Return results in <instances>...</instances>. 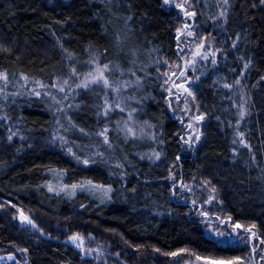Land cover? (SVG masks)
<instances>
[{"label": "trees", "instance_id": "16d2710c", "mask_svg": "<svg viewBox=\"0 0 264 264\" xmlns=\"http://www.w3.org/2000/svg\"><path fill=\"white\" fill-rule=\"evenodd\" d=\"M190 1L216 63L210 56L190 71L194 104L204 119L201 139L186 151V129L170 109L159 65L180 57L183 17L177 10L164 0H0V73L10 83L24 76L77 83L83 77L72 76V68L86 73L95 58L118 68L117 82L132 85L121 92L124 111L110 109L107 116L106 90L76 89L69 112L74 129L66 143L54 141L65 135L48 99L0 91V253L20 250L28 264L251 258L250 244H221L207 236L200 209L174 187L176 179L208 182L220 211L234 224H255L264 240V4L228 0L221 23L205 0ZM129 112L156 135L129 133L122 123ZM105 128L108 146L99 148ZM151 149L158 158L146 155ZM52 168L65 170L68 184L90 179L111 186L112 199L98 205L86 193L67 198L50 192L45 183ZM20 210L35 226L18 220ZM74 234L102 255H84L67 241ZM168 253L186 256L176 263Z\"/></svg>", "mask_w": 264, "mask_h": 264}, {"label": "rangeland", "instance_id": "374dc122", "mask_svg": "<svg viewBox=\"0 0 264 264\" xmlns=\"http://www.w3.org/2000/svg\"><path fill=\"white\" fill-rule=\"evenodd\" d=\"M168 8L177 10L180 15L183 17V20L178 22V29H183L185 24L190 25V27L185 30L184 35H180V38L177 39L178 45H179V53L180 57L179 60L176 63H173L172 65L165 66L166 64L163 62H160L161 66H163L161 69V76L163 75V83L166 87L167 97H168V103L170 105V109L173 113V115L176 118H179L181 123L186 129V134L182 136L183 145L186 151L192 150L199 142V140L202 137V126H203V119L200 121H197L195 119L196 116L203 115L201 114L197 106L194 104L195 99H193V96H190L187 94V92H184L181 88L173 87V82L176 84H184L185 87L189 88L192 93L194 94V88L191 85L192 77L190 71L194 72L193 69L197 66H205L207 61L209 60H202L200 57L194 56V51L197 48V45L199 43L204 44V48L201 49V53H211L213 51V47L210 43H206L207 38L203 35H201L198 31L197 23L195 22L196 15L195 16H186L185 10L190 12H195L192 7L190 0H169V3H165ZM183 5V9L176 7V5ZM205 5L208 10H210L213 7V12H209V15L213 18V20H218V22L221 20V23L223 22V18L226 16H220L221 11H224L227 13L228 10V3L224 4V0H205ZM196 26V27H195ZM177 29V35H179ZM187 31H192L195 36L194 37H188ZM206 38V39H203ZM180 49H183L181 51ZM152 52V50H151ZM211 55H209L210 58ZM208 58V59H209ZM193 60H195V63H191ZM176 65H180V68H177ZM181 70H185L186 75L185 77H179V72ZM172 72H176V76H171ZM87 73V72H86ZM168 75H165V74ZM194 74V73H193ZM168 80V83H165L164 81ZM0 87H2L3 91L7 92L10 95L14 96H22V95H33L38 96L41 98H46L50 101V103L54 107L55 111L59 114V116L62 119V126L61 129L63 130V133L65 136L60 137V135H54V141H60L66 143V139L70 134V131H73L74 127L71 123L70 119V101L71 98H74L76 83H69L68 85H64L65 91L60 92L58 87H52L53 84H56L55 82L52 84H46L44 82L41 83V81H35V80H21V81H14L10 83L7 81L0 80ZM39 82V83H38ZM79 82V81H78ZM41 84L44 85V87H41ZM63 84V83H62ZM61 84V85H62ZM170 89V91H169ZM122 92V91H121ZM36 93H39L37 95ZM107 96H108V104H111L113 106L112 109H120L115 108V103L119 101L120 107H125V99L120 94H116L111 92L110 90H106ZM196 98V95H194ZM197 101V100H196ZM124 125L127 128H131L132 130L135 129L134 132L137 131V137L138 138H149L151 135H156L153 131V128L150 126L145 125H138L136 122V119L132 116L131 119H129V116L127 120L122 121ZM152 132V133H151ZM199 137V139H197ZM108 146V143H105L102 139L99 148ZM157 150V148H155ZM156 150L151 149L146 151V155L150 157H156L157 153ZM113 163L117 164V161L114 160ZM50 178L45 183L46 188L49 190V186L53 189V191H50L52 193L56 194H62L63 196L67 198H73L79 193H86L93 200H97L101 203L109 202L111 195L113 193V188L109 185H104L101 183L94 182L90 179H83L77 183L74 184H68L65 181V172L63 170H60L58 168H53L49 172ZM172 179H176L172 177ZM90 182V183H89ZM72 185H77L75 189L72 188ZM208 182L195 185L189 182L181 183V181L177 180L175 181V187L174 190H176L178 187L181 188L180 192L178 193H188V197L190 198V202L193 205V208H199L200 209V217L202 219L203 228L205 231V234L211 238H214L216 241H218L221 244H250L251 247V258L250 259H243V264H264V259L261 257L264 256V244L260 243V240H262L258 234L256 237H253L249 240V234L244 231V228H237L233 229L230 227L231 224H234L232 221L228 220L227 214L223 212V210L220 211L221 206L215 192L212 191L209 187ZM110 189V191H109ZM204 198V201L199 202V198ZM195 201V203H193ZM205 205V206H204ZM204 207V208H203ZM219 207V209H218ZM204 213H207V215H204ZM22 215L29 217V214L24 212L23 210H20L18 213V220L23 224H28L26 222L22 221ZM219 217V219H217ZM35 225V224H34ZM244 227H248L251 225H243ZM256 229L254 228L253 231ZM224 231L226 234H230L227 236V239L218 237L216 235L217 232ZM237 233L240 235L237 237ZM79 235L81 239L73 242L71 240V237ZM67 241L70 244H73L76 248L81 249L84 255H92L94 257H99L102 255L101 252L97 251L95 254L92 252L95 251L94 249L88 248L87 240L80 234H74L72 235ZM79 245V247L77 246ZM256 248L255 251H253V248ZM20 255H18L16 252H10V253H0V264H28V260L24 254H22V251H18ZM13 257V259H9V257ZM182 256H186L184 254H180L178 256H173V262L178 263L177 261L182 260ZM184 264H205L202 260H197L196 258H191L185 260Z\"/></svg>", "mask_w": 264, "mask_h": 264}, {"label": "snow or ice", "instance_id": "6c2138e0", "mask_svg": "<svg viewBox=\"0 0 264 264\" xmlns=\"http://www.w3.org/2000/svg\"><path fill=\"white\" fill-rule=\"evenodd\" d=\"M164 2L169 3V0H164ZM227 3H228V0H224V4H227ZM261 3L264 4V0H261ZM176 7L183 9L184 6L181 4V5H176ZM185 15L191 17V16H195L196 13L185 10ZM225 15H226V13L224 11H221L220 16H225ZM189 27H190V25L185 24L183 29H178L179 35L177 36V39L180 38V35H184L185 30H187ZM187 36L188 37H194L195 34L192 31H187ZM203 39H206V38H203ZM202 48H204V44L199 43L197 45V48L194 51V56L200 57L202 60H208L209 55H211L213 57L212 63L215 64L216 60L214 59V57H215L216 53L212 52L210 54L209 53L202 54L201 53ZM180 50L183 51V49H180ZM5 51H6V49H5ZM164 63L167 64L166 61ZM191 63H195V60H193ZM88 64L91 67L87 73H77L76 69L74 67L72 68V70H71L72 76H82L83 77L82 79L79 80V82L76 83V88L88 89V88L92 87L93 85H95V86H98L99 88H101L102 90H110L113 93L120 94L123 88H127V87L132 86L127 81L117 82L115 80L114 73L116 71H118L117 67H110V65L108 63L100 65L99 62L95 58L88 61ZM176 67L180 68L181 66L176 65ZM193 70H195V69H193ZM132 75H135V73H132ZM165 75H168V74L166 73ZM176 75H177L176 72L171 73V76H176ZM185 75H186L185 70H181L179 72V77H185ZM23 79L27 80L28 77L24 76ZM69 79H71V77H69ZM0 80H3V81H5V83H7V80H8L7 73H0ZM164 82L168 83V80H165ZM136 83H137V86L140 84V78L139 77H137ZM237 83H239V81H237ZM64 85H68L67 79H65L63 81L62 85L61 84H53L52 87H58L60 92H64L65 91ZM41 87H44V85L41 84ZM173 87L183 89L184 92H187L188 95L193 96V99H195V96L192 93V91L189 88L185 87L184 84H176L175 82H173ZM225 87H231V85H225ZM0 91H3V90L0 89ZM169 91H170V89H169ZM36 94L39 95V93H36ZM105 104L108 105V107L104 109L103 115L107 116L109 113V110L112 109L113 106L111 104H108L107 98H105ZM115 108H120L121 111H124V109L120 107L119 101H117L115 103ZM133 111H135V110L133 109ZM241 115H243V113H241ZM131 117H132V113L129 112V119H131ZM203 118H204L203 115L195 117V119L197 121H200ZM127 131L129 133H131L132 135H135L134 131L131 128H127ZM106 133H107V128H105V130L103 132H101L100 135L104 137V142L108 143V136L106 135ZM197 139H199V137H197ZM157 158H158V156H157ZM83 162L88 163L87 160H85ZM76 187H77V185H72L73 189H75ZM49 191H53V189L50 186H49ZM109 191H110V189H109ZM212 191L215 192L216 191L215 188H213ZM193 203H195V201H193ZM13 207H15V206L13 205ZM204 215H207V213H204ZM217 219H219V217H217ZM228 220L231 221V217H228ZM22 221L35 226L33 221L31 219H29V217H27V216L22 215ZM230 227L233 229L244 228V231L249 234V240L252 239L253 237H256V235H257L256 232L253 231V229L256 228L255 224H252L251 226H248V227H244V226L240 225L239 223H236V224H231ZM216 235L218 237L225 238V240H226L227 236L230 234H226L224 231H220V232H217ZM236 235L238 237L240 234L237 233ZM79 239H81L79 235L71 237V240L73 242H75ZM260 243L264 244V240H260ZM77 246L79 247V245H77ZM252 250L255 251L256 248L254 247ZM24 251H26V249ZM182 251H187V250H182ZM168 255L178 256V255H180V253H168ZM261 258L264 259V256H262ZM9 259H13V257L10 256ZM196 259L204 261L205 264H243V259L241 257H235L231 260H224V259H216L213 257L197 256Z\"/></svg>", "mask_w": 264, "mask_h": 264}, {"label": "bare ground", "instance_id": "6f19581e", "mask_svg": "<svg viewBox=\"0 0 264 264\" xmlns=\"http://www.w3.org/2000/svg\"><path fill=\"white\" fill-rule=\"evenodd\" d=\"M71 122H72V120H71ZM53 169V168H52ZM60 170H63V169H60ZM64 172H65V170H63ZM65 174H66V172H65ZM74 184V183H73ZM112 199V195H111V198H110V200ZM98 205H103V204H107V203H109V202H104V203H101V202H99V201H97V200H94Z\"/></svg>", "mask_w": 264, "mask_h": 264}]
</instances>
